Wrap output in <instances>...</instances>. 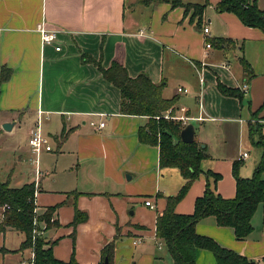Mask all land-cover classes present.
<instances>
[{
	"label": "crops",
	"instance_id": "0c3cea01",
	"mask_svg": "<svg viewBox=\"0 0 264 264\" xmlns=\"http://www.w3.org/2000/svg\"><path fill=\"white\" fill-rule=\"evenodd\" d=\"M218 1L182 0L185 5L172 7L165 0H0V76L2 72L9 76L0 82V130L15 131L22 123L27 132L24 147L35 165L34 178L12 187L34 184L37 215L58 204L51 217L53 225L47 227L45 221L36 220L37 232L52 243L55 258L66 261L73 256L80 264H100L102 248L114 238L111 264H156L159 259L171 258L168 251L169 256L157 252L165 245L156 238L155 220L165 207V197L176 195L185 179L178 168L159 166L158 146L139 141L138 130L147 124L148 116L120 113L119 89L100 71L113 60L131 77L146 73L153 83L163 82L161 96L175 100L173 113L164 111L162 117L180 121L182 126L192 123L194 140L208 154L200 162L202 173L175 205V211L191 213L195 198L208 183L222 197H234L232 164L240 160L242 166L249 153L246 157L225 153V145L220 144L225 130L221 126L209 128L207 123L224 121L234 133L245 127L249 137V124L255 118L264 119V106L253 116L264 103V91L256 93L255 63L244 51L245 40L264 41V33L243 25L233 13L218 12ZM256 2L264 10V0ZM204 3L199 18L189 4ZM207 8L212 9L210 14ZM40 23L57 32L59 51L54 45L42 44L36 30ZM203 27H208V36L202 33ZM218 39L220 44H216ZM206 40L211 43L209 48H205ZM236 46L239 73L231 70L233 64L226 57L227 66L214 68L213 60ZM241 58L251 73L246 92L239 88L245 81ZM218 82L239 88L243 96L251 94L249 119L241 118L235 102L239 99L222 94ZM100 122H104L101 127ZM4 124L10 128L4 129ZM37 128L52 150L36 157L28 138ZM209 131L219 142L208 141ZM53 142L57 152L53 178L44 186L38 164L43 153L53 151ZM60 159H64V167L57 171ZM207 171L220 178L214 181L204 173ZM239 175L249 176L240 169ZM5 181L10 185L9 177ZM147 199L153 208L145 205ZM75 206L87 215L76 225L72 224ZM1 213L0 209V221ZM251 222L253 230L244 240H237L232 228L218 226L213 216L201 219L195 230L250 259L264 252L261 205ZM10 230L0 232V248L17 249L5 246ZM25 252L28 259L30 250L16 253ZM11 253L0 251V264H7L9 258L4 257ZM24 259H18V264ZM195 264L217 263L212 252L196 249Z\"/></svg>",
	"mask_w": 264,
	"mask_h": 264
},
{
	"label": "trees",
	"instance_id": "16d2710c",
	"mask_svg": "<svg viewBox=\"0 0 264 264\" xmlns=\"http://www.w3.org/2000/svg\"><path fill=\"white\" fill-rule=\"evenodd\" d=\"M165 1L169 2L172 7L185 5L182 0ZM190 5L194 8L193 14L200 18L206 4ZM215 9L220 13H233L243 25L256 27L264 33V10L258 7L256 0H219ZM199 25L200 19H198ZM219 42L218 39L216 44H220ZM241 62L245 72V81H248L251 77L249 64L244 58H241ZM100 71L106 80L119 89L120 113L148 116L147 124L138 130L139 141L158 146L159 166L176 167L185 179V183L176 195L165 197V207L157 213L155 220L156 238L165 245L173 263L195 264L196 249H206L212 252L217 264H253V261L246 256L219 245L210 237L198 234L195 226L204 217L213 216L218 226L232 228L237 240H244L252 232V217L259 205L264 208V179L261 178V173L264 171L263 126L254 122L248 127L250 141L262 148L261 158L254 167L252 175L250 177L239 175L240 160L232 164V174L235 178L234 197H222L208 183L202 195L195 198L193 211L178 213L175 211V205L185 196L192 182L202 173L200 162L208 157L205 148H202L195 140L191 143H183L179 138L180 130L184 127L181 122L162 117L164 111L170 110V113H173L172 107L175 100V97L165 99L161 96L163 82L153 83L146 73L131 77L126 68L117 60H113L108 68H100ZM8 77L7 73L2 72L0 82ZM217 87L226 96H233L239 100L243 98V93L239 88H230L220 82L217 83ZM263 106L264 103L253 112L254 117ZM204 173L211 175L214 181L220 178L219 174L212 171ZM34 190L33 183L13 188L8 181L0 179V209L2 208L0 232L4 233L7 229H13L24 235L17 249L8 250L2 247L0 251L16 253L32 248L34 264H80L73 256L66 261L55 258L52 243L39 234L33 235V230L36 229V225L33 224L34 219L45 221L47 227L51 226L54 224L51 221L52 214L58 207V204L47 207L37 215L34 212L36 207ZM86 217V213L75 206L72 224L76 225ZM115 239L102 248L100 264H103L105 257L111 264Z\"/></svg>",
	"mask_w": 264,
	"mask_h": 264
},
{
	"label": "rangeland",
	"instance_id": "374dc122",
	"mask_svg": "<svg viewBox=\"0 0 264 264\" xmlns=\"http://www.w3.org/2000/svg\"><path fill=\"white\" fill-rule=\"evenodd\" d=\"M200 1V0H195ZM212 9L207 8V14H210ZM210 18V17H209ZM208 27L211 28L210 23H207ZM236 51H239L238 46L235 49L228 48L225 50L224 56L220 58H216L213 60V63H216L214 68L221 69V64L225 63L226 57L232 64L231 70L236 71L237 74L239 73V69L236 68V64H239L238 58L235 56L237 54ZM244 51L247 55L253 60L255 63L254 71L256 73L255 78V91L257 94H261L264 91V41L261 42H250L249 40L244 41ZM240 77V76H239ZM177 81V80H176ZM241 83V82H240ZM251 94H244L241 105L239 100L235 101L237 110L239 111L242 119H249L250 112H249V101L251 99ZM183 96V95H182ZM254 119L253 121H255ZM47 121H42V127L45 130ZM197 125L196 122H193ZM247 124V123H244ZM227 124L224 121L221 122H208L207 126H221L222 129L225 130L226 133L224 135L221 145H225V153L231 151L234 157L237 154H242L243 152L249 153V158L243 161V165L240 168L241 173H248L249 176L253 173V166L255 162H257L261 155V149L257 146L253 145L248 137L246 128L244 127L241 132L234 133L233 130H230L226 127ZM17 127L15 131H3L0 130V179L5 181L6 179L11 180L10 186L16 187L22 184L25 181H28L30 178H34V168L35 165L32 162L33 157L29 156V152L27 148L24 147L25 138H26V127L21 123ZM214 135L212 132L209 131L208 141L210 143H217L219 141H215L213 139ZM18 146L20 150H18ZM219 153H222L223 150H218ZM57 154L55 143L53 142V151L50 153H43L40 157V163L38 164V168L41 170L40 176L44 179V186L48 184V182H52V169L55 164H53V156ZM40 155V154H39ZM64 159H60L57 164L56 168L57 171L62 169L64 165L62 164ZM248 176V177H249ZM2 212V208H1ZM262 224V220L260 221ZM37 229V228H36ZM36 233V232H35ZM39 233L37 232V235ZM34 235V234H33ZM39 236H42L41 231ZM45 238V236H42ZM24 235L23 233L11 229L10 231L6 232V244L7 248H18L21 241L23 240ZM46 239V238H45ZM31 252L33 251L32 248H28ZM160 254H167V250L163 247L161 250L157 251ZM28 257V252L24 254L20 253H11L10 255H6L4 258H9L7 264H18V259ZM253 261V264H264V252L260 255H257L253 258H250ZM156 264H174L171 258L159 259Z\"/></svg>",
	"mask_w": 264,
	"mask_h": 264
},
{
	"label": "built area",
	"instance_id": "2783aa9c",
	"mask_svg": "<svg viewBox=\"0 0 264 264\" xmlns=\"http://www.w3.org/2000/svg\"><path fill=\"white\" fill-rule=\"evenodd\" d=\"M36 30L38 31V33L40 34V38H41V42L42 44H46V45H54L55 50L59 51L60 50V44H58V36H57V32L54 30H49L48 28H46L44 26V24L40 23L37 24L36 26ZM208 32L209 29L208 27H203L202 28V33L206 36H208ZM211 46V43L206 40L205 43V48H209ZM222 66H227L226 63H223ZM240 90H242L243 92H246L248 89V84L246 81H244L241 85H240ZM179 91H184L186 92V89H182V88H178ZM255 122L261 124L263 126V134H264V119L260 118L255 120ZM91 125H94L95 123L93 121L90 122ZM104 122H100L98 124V126H103ZM28 144L30 146V149L32 151V153L37 157L42 151H50L52 150V147L48 141V139L46 137H44L41 133L40 130L37 128L35 130H33L31 132V134L29 135L28 138ZM242 157H246L247 156V152H243ZM35 161H37V159H35ZM146 206H150L151 208H153L154 206L151 204V201L149 199L144 201ZM33 224L36 225V219H34ZM36 232V233H35ZM33 234L37 235V229L33 230ZM19 264H34V253L33 251L31 252L30 256L28 259L26 260H22L19 262Z\"/></svg>",
	"mask_w": 264,
	"mask_h": 264
},
{
	"label": "water",
	"instance_id": "95a60500",
	"mask_svg": "<svg viewBox=\"0 0 264 264\" xmlns=\"http://www.w3.org/2000/svg\"><path fill=\"white\" fill-rule=\"evenodd\" d=\"M3 128L8 130L10 126L8 124H4ZM194 135H195V128L192 123L186 124L179 133V138L183 143H191L194 141ZM103 264H109L108 258L105 257Z\"/></svg>",
	"mask_w": 264,
	"mask_h": 264
}]
</instances>
